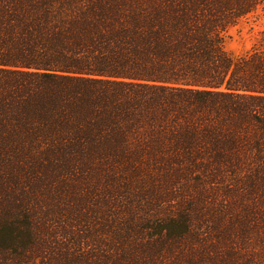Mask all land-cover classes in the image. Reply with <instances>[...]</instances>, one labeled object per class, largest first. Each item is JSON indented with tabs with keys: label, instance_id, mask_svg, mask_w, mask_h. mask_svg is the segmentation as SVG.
<instances>
[{
	"label": "trees",
	"instance_id": "1",
	"mask_svg": "<svg viewBox=\"0 0 264 264\" xmlns=\"http://www.w3.org/2000/svg\"><path fill=\"white\" fill-rule=\"evenodd\" d=\"M264 0H0V264H264Z\"/></svg>",
	"mask_w": 264,
	"mask_h": 264
},
{
	"label": "rangeland",
	"instance_id": "2",
	"mask_svg": "<svg viewBox=\"0 0 264 264\" xmlns=\"http://www.w3.org/2000/svg\"><path fill=\"white\" fill-rule=\"evenodd\" d=\"M261 31H264V2L253 14L240 20L236 25L225 31V49L230 53L237 54L244 47H249L253 37Z\"/></svg>",
	"mask_w": 264,
	"mask_h": 264
}]
</instances>
